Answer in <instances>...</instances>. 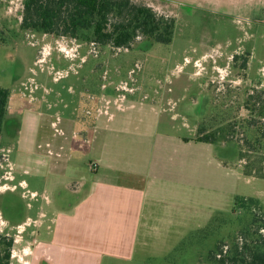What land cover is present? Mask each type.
Returning a JSON list of instances; mask_svg holds the SVG:
<instances>
[{
  "label": "rangeland",
  "instance_id": "obj_1",
  "mask_svg": "<svg viewBox=\"0 0 264 264\" xmlns=\"http://www.w3.org/2000/svg\"><path fill=\"white\" fill-rule=\"evenodd\" d=\"M134 1L176 18L170 44L141 41L117 50L22 30L24 0H0V82L11 90L8 111L16 116L10 133L7 112L0 142V230L16 240L12 264H31V241L20 236L41 232L42 210L57 211L46 203L57 194L52 182L28 177L29 191L39 196L21 198V208L6 185L9 169L2 166L15 147L18 121L27 116L79 124L71 168L94 176L90 168L101 156L106 164L153 174V217L131 261L89 263L76 255L62 264H214L217 244L230 247L245 233L255 238L263 222L264 179L245 175L250 163L240 160L226 132L214 145L195 137L199 123L226 128L250 117L248 95L264 90V0ZM242 132L238 127L233 139ZM168 171L173 187L163 177ZM4 205H13L22 222H40L21 226Z\"/></svg>",
  "mask_w": 264,
  "mask_h": 264
},
{
  "label": "crops",
  "instance_id": "obj_2",
  "mask_svg": "<svg viewBox=\"0 0 264 264\" xmlns=\"http://www.w3.org/2000/svg\"><path fill=\"white\" fill-rule=\"evenodd\" d=\"M11 113L9 118L13 119L7 125L10 133L16 126L12 123L16 116ZM18 124L14 155L11 156L12 152L6 155L10 161L2 166L9 169V178H5L15 195L13 205L21 208L23 198L37 200L38 191H29L28 177L52 182L57 192L52 194L55 199L46 196V203H53L57 211L47 214L41 209L39 215L45 233L41 230L35 235L20 236L21 240L31 241V264H62L65 257L72 260L76 255L90 258L89 263L98 258L131 261L144 225L148 217H153L154 188H150L153 174L106 164L100 156L90 168L96 174L90 176L70 167L72 147L79 134L78 123H39L27 116L20 118ZM92 125L90 128H98V123ZM83 128L86 130L88 126ZM114 130L110 128V132ZM163 177H168V185L173 187V171ZM19 189H22L20 194ZM13 205L9 206L14 214L12 220L21 226L28 224L31 220L20 221ZM28 207L32 205L29 203ZM37 222L39 218L32 223Z\"/></svg>",
  "mask_w": 264,
  "mask_h": 264
},
{
  "label": "trees",
  "instance_id": "obj_3",
  "mask_svg": "<svg viewBox=\"0 0 264 264\" xmlns=\"http://www.w3.org/2000/svg\"><path fill=\"white\" fill-rule=\"evenodd\" d=\"M20 27L101 47L130 50L141 41L170 44L176 18L159 15L152 7L134 0H24ZM3 44L0 41V48ZM10 97L11 90L0 82V142ZM245 108L251 112L250 117L226 128H219L216 123H199L195 141L214 145L226 132V141L233 143L240 160L247 159L250 163L245 175L264 179V90H252ZM238 127L243 137L233 139ZM251 154L258 158H252ZM263 230L264 219L253 233L255 238L245 233L230 247L217 244L211 261L214 264H264ZM14 243V237L0 233V264H12Z\"/></svg>",
  "mask_w": 264,
  "mask_h": 264
},
{
  "label": "flooded vegetation",
  "instance_id": "obj_4",
  "mask_svg": "<svg viewBox=\"0 0 264 264\" xmlns=\"http://www.w3.org/2000/svg\"><path fill=\"white\" fill-rule=\"evenodd\" d=\"M10 199H12L11 197H7V200L9 201ZM6 200H4L3 198H2V202H5ZM12 202L14 203V200H12ZM9 206L10 205H4V207L6 208V211H9L10 209H9Z\"/></svg>",
  "mask_w": 264,
  "mask_h": 264
},
{
  "label": "built area",
  "instance_id": "obj_5",
  "mask_svg": "<svg viewBox=\"0 0 264 264\" xmlns=\"http://www.w3.org/2000/svg\"><path fill=\"white\" fill-rule=\"evenodd\" d=\"M93 168H96V165H93ZM0 233H3V230L2 229L0 230Z\"/></svg>",
  "mask_w": 264,
  "mask_h": 264
}]
</instances>
